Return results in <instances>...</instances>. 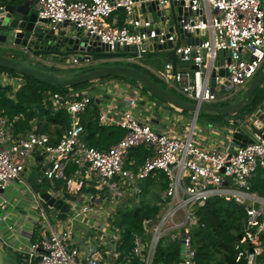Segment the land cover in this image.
<instances>
[{"label":"built area","instance_id":"2783aa9c","mask_svg":"<svg viewBox=\"0 0 264 264\" xmlns=\"http://www.w3.org/2000/svg\"><path fill=\"white\" fill-rule=\"evenodd\" d=\"M35 10L54 29L67 25L81 30L90 46L110 57L123 60L119 56L126 55L136 63L151 52L176 49V69L169 60L167 73L160 76L173 92L198 105L234 101L264 64V0H37ZM191 38L199 41L191 43ZM73 61L79 64L77 57ZM180 61L189 66L181 68ZM24 84L22 75L0 70V86L17 85L16 92ZM43 95V106L52 115L69 112V125L60 136L41 132L37 125L17 127L18 118L0 114V227L11 232L18 228L8 211V206L17 209L18 201L13 204L6 197V190L17 182L31 200L21 225L32 227L28 241L16 233L8 241L0 228L4 251L23 264H153L158 245L170 238L183 245L179 264H195L193 234L204 225L198 208L221 197L244 206L248 214L243 238L235 245L236 261L258 264L264 196L253 185L264 177V129H249L252 140L233 152L228 137L226 149H221V139L206 148L194 138L198 114L186 130L172 133L166 125L158 129L151 120H139L132 112L138 98L130 97L120 119L100 116L126 134L108 149H99L87 142L83 124L99 97L73 87L62 92L46 89ZM255 121L250 114L234 128L246 123L252 127ZM138 148L148 151L143 163L126 166ZM39 165L47 193L70 204L68 218L60 212L53 216L52 207L30 182ZM159 172L168 180L157 202L160 211L143 220V231L134 233L127 248L115 218L121 207L140 205L142 185L150 177L158 179Z\"/></svg>","mask_w":264,"mask_h":264},{"label":"water","instance_id":"95a60500","mask_svg":"<svg viewBox=\"0 0 264 264\" xmlns=\"http://www.w3.org/2000/svg\"><path fill=\"white\" fill-rule=\"evenodd\" d=\"M198 41L197 38L190 39L191 43ZM180 44L181 39L177 47ZM159 54L167 56L171 60L174 70L176 69V49L150 53V55ZM70 55L78 58L81 68L66 74L52 73L33 64L34 59L50 62L55 58L64 59ZM110 55L108 52H102L100 48L95 49L90 46L83 32L77 28H68L67 25L57 27V29L50 27L46 19L38 18L35 6L30 0H15L0 9V68L55 87H72L107 77L134 80L149 88L157 99L168 102L179 110L195 112L196 116L203 111L218 117H228L247 107H252L254 109L252 111L253 118H256L252 127L246 123L244 127L235 130L233 124L227 129L226 137H228L231 152L252 140L248 134L249 129H264V102L262 103L261 100L259 103L260 99L254 102L255 93L264 85V69L245 88L241 98L224 105H198L183 99L170 87L157 83L141 69L121 63L101 64L99 62L102 57ZM221 74H224L223 70H221ZM211 84L212 87H215V78L212 79ZM42 176L43 170L39 165L29 180L41 192L48 205L52 207V215L57 216L59 212L69 213L71 211L70 204L51 197L46 188L42 186V183L45 182L44 178L42 182L40 181ZM239 238L242 239L243 235L241 234ZM251 250L254 251L253 248ZM0 264L21 263L17 257L0 247Z\"/></svg>","mask_w":264,"mask_h":264},{"label":"trees","instance_id":"16d2710c","mask_svg":"<svg viewBox=\"0 0 264 264\" xmlns=\"http://www.w3.org/2000/svg\"><path fill=\"white\" fill-rule=\"evenodd\" d=\"M136 68L149 74L141 67ZM0 70L18 74L3 68H0ZM23 77L25 84L16 92H14L12 85L0 86V114L4 113L12 120L18 118L15 122L17 127L31 128L36 124L41 132L60 134L69 125V112L61 110L57 114L52 115L43 106V91L55 86L40 83L28 76ZM156 82L158 81L156 80ZM72 87L75 88L77 86ZM59 88L63 90L67 87ZM263 97L264 90L260 88L255 93L254 102L258 101V99L262 100ZM31 105L34 110L29 108ZM43 123L47 125L48 129L42 128L41 125ZM83 124L85 126L86 140L91 146L99 149H108L126 134V129L120 126L100 124L99 111L87 116L83 120ZM51 126H54L56 130L52 131L53 133L50 130ZM147 154V150L138 148L131 152L130 157L136 163H139L137 165L139 166ZM137 166L131 167L137 168ZM155 182V179L150 177L142 185V196L146 195L151 185L155 184ZM158 183L162 188L167 187L168 180L162 172L158 173ZM253 190L260 196H264V177L259 176L255 179ZM220 200H225L226 202L220 203ZM159 211L160 206L157 203L152 204L144 200L141 201L140 205L133 204V206L121 207L114 223L123 229L125 247L130 248L132 246L135 232L141 233L143 231V220L156 217ZM198 215L204 225L195 230L193 234V243L197 249L195 264H247L244 259L236 261L237 252L235 250V245L239 241L240 235L244 233L248 217L244 206L234 200L215 197L198 208ZM261 247L262 252L258 255V264H264V232L261 233ZM218 254L221 257L216 261L215 257ZM181 260L182 256L179 246L171 242L170 238H165L157 247L153 264H179Z\"/></svg>","mask_w":264,"mask_h":264},{"label":"rangeland","instance_id":"374dc122","mask_svg":"<svg viewBox=\"0 0 264 264\" xmlns=\"http://www.w3.org/2000/svg\"><path fill=\"white\" fill-rule=\"evenodd\" d=\"M156 18L158 19L157 16H156ZM115 57H118V56H113V57L104 56L101 58V60L99 62H101V64L121 63V64L131 65V66H135V67H141L145 71L149 72V75H151L156 80H157V78L154 76V73L152 72V70H157L160 74L161 73L166 74L167 73L166 63L170 60L167 56L160 55V54L159 55H144L142 57L136 58V60H137L136 63L128 61L127 59H125L126 57H128L126 55L119 56L120 58H124L123 60H121L119 58H115ZM73 60H74V56L70 55L69 57L62 59L61 63L55 59L51 60L50 62H45V61H41V60L36 59L33 62V64L40 69H43V70H46V71H49L52 73L66 74V73H69V72H72L74 70L81 68L80 64L76 66L75 65L76 63H74ZM188 66H189L188 63H183L180 61V67L181 68H185ZM263 69H264V64L262 66L261 71ZM113 78L114 77H107V78L89 81V82H86L84 84L77 85V87H75V89L77 91L87 90L91 94H95V92L98 93V89L94 86V82L99 81V80L103 81L105 79L111 80ZM124 81L127 83H130V84H135L137 86L142 85L139 82L134 81V80L124 79ZM159 82H160V84L167 86V84L164 81L159 80ZM12 86L14 88V86H17V85H12ZM142 87H143V89L140 90V95H142V93L146 92V93L150 94V97L153 100L157 99V97L151 93L149 88H147L144 85H142ZM67 88H69V87H67ZM67 88L62 90L59 87H51L52 90L60 91V92L66 90ZM174 91L180 97L187 100V98L182 93H180L176 90H174ZM244 91H245V88L238 91L234 95V100L241 98L244 95ZM140 95H138V96H140ZM158 101H159V104L161 103V106L159 105L158 107H154L155 110L158 109V112H157V110L155 111L156 116H158L159 118L162 115L164 117H166V119H167L166 123L168 124V128H175L177 125L178 128L181 127L184 129L186 127H183V126L189 127L192 125V121H193V119H195V115H196L195 112L179 110V109L175 108L174 106H171L168 102H165L161 99H158ZM263 101H264V97L262 99V103H263ZM260 102H261V100L259 101V103ZM262 103L260 104V106L262 105ZM138 105H141V104H138ZM215 105H218V104H215ZM219 105H221V104H219ZM29 108L34 110L32 105ZM252 111H254V109L252 107H247V108L241 110L238 114L240 117H242L244 120H246V118L248 116H250V114H252ZM173 122H175V124H173ZM232 122H233L232 124L237 125V123L234 120ZM232 124L229 122L228 117H226V119H224L222 117L220 118L216 115L207 114V113L201 111V112H199V114L196 118V121H195L194 138L199 139V140H201V139L203 140V138H204L205 141L204 140L203 141L206 142V141H209L211 137H218L219 135L216 133H213V132L219 131L220 134L223 133L221 136V139L223 140V142L226 143L227 142V140H226L227 130L225 128L227 126H229V128L232 127ZM41 126H42V128L48 129L47 125H45L44 123ZM184 130H186V129H184ZM24 188H25L24 185L19 184L18 182L15 183L14 186H10L6 190L7 199L13 204H16L15 202L18 201L17 205L20 207H22V206L28 207L29 203L31 202V200L27 201V199H30V193H28L26 190H21ZM153 196H154L153 192L152 191L149 192L148 197L152 198ZM222 202L225 203L226 201L220 200V203H222ZM8 211H10L14 215H17V210L11 206H8ZM31 211H32V214H35V211H33L32 209H31ZM4 212H5L4 210H1V213H4ZM69 215H70V213H67V215L65 217L68 218ZM22 217H23V215H22ZM22 217H19L18 220L16 219L17 220L16 223L20 224L22 221ZM63 217L64 216H62V218ZM0 228H2V230L1 229L0 230L3 232L5 238L8 241L14 240L15 234L13 232L8 231L7 230L8 228L6 226H2ZM0 243L2 244V240ZM220 257L221 256L219 254L216 255L215 260L217 261ZM18 258H19V261L21 262V264H23L22 259L20 257H18Z\"/></svg>","mask_w":264,"mask_h":264},{"label":"crops","instance_id":"0c3cea01","mask_svg":"<svg viewBox=\"0 0 264 264\" xmlns=\"http://www.w3.org/2000/svg\"><path fill=\"white\" fill-rule=\"evenodd\" d=\"M14 1L15 0H0V9L3 8L6 4H9L10 2H14ZM21 1H24V0H21ZM30 1L35 6L37 0H30ZM9 55H11V54H9ZM34 61H35V59H34ZM77 65H79V64H77ZM2 72L10 73L8 71H2ZM152 72L154 73V76L157 78V81H158L157 83L160 84L159 80H162L163 81V79L160 76L161 74L157 70H152ZM153 79L156 81L155 78H153ZM94 86L98 89V93L95 92V94H93V95H96V97H99V101H97L96 104H93L90 107L89 111L87 112L89 114L86 113L87 115H84L83 120L87 116H90L92 113H95V111H99V122H100V124H102V125H117L116 123L115 124H110L108 122H103L100 119V116L101 115H106L108 118H111V117L114 118V120L120 119L122 117L123 112L126 109V103H127L126 100L128 98H130V97H137L138 98V103L132 109V112L134 113V115L139 120H141V121L151 120L152 124L155 127H157L158 129L159 128L162 129L163 128L162 126H165V125L168 126V124L166 123L167 122L166 117H164L163 115L160 118L158 116H156L155 111L157 110V112H158V109L155 110L154 107H158L159 105L161 106V103L159 104L158 99H156V100L154 99L153 100L150 97V94H148L146 92L145 93H142V95H140V90L143 89L142 85L137 86L135 84H130V83L125 82L124 79L113 78L111 80L105 79L103 81H101V80L96 81V82H94ZM163 86H166V85H163ZM262 88L264 90V85H263ZM138 95H140V96H138ZM138 104H141L142 106L141 105H138ZM222 118L226 119V117H222ZM228 120L232 124L233 123L232 122L233 120L236 123H238L239 120L242 121L244 119L242 117H240L239 114L237 113V114H235L233 116H228ZM173 124H175V122H173ZM34 125H36V124H34ZM183 127H185V126H183ZM233 127H235V125H233ZM228 128H229V126H227L225 129L227 130ZM184 129H186V128H184ZM184 129L181 128V127L178 128V126H176L175 128H169V130L172 133H173V130L176 131V133H179V132L184 131ZM50 130H51V132L52 131H56L54 126H51ZM48 133H50V132H48ZM213 133H216L219 136L218 137H211L210 140L209 141H206V142H204L205 141L204 138H203L204 141L202 139L201 140L195 139V141L199 145L204 146L206 148L215 147V142L217 140L221 139V136H222L223 133L220 134L219 131L218 132L217 131H214ZM60 134H58L57 136H60ZM54 135H56V134H54ZM84 136L86 138V133H84ZM227 147H228V143H224V144L222 143L221 144V149H226ZM138 164L139 163H136V161L134 159H131V157L126 162V166H128L130 168H132L131 166H135V165L137 166ZM155 181H156L155 184L151 185V188L146 193V195L142 196V193H141V195H140L141 201L144 200L145 202H150L152 204L158 202V199H159L161 193L163 192V190L166 187L165 188H162L159 185V183H158V179H156ZM151 191L154 194V196L152 198L148 197L149 196V192H151ZM68 198L72 200L75 197H68ZM141 201H140V203H141ZM16 210H17V215H13L14 216V220L17 222V220L19 219V217H22V215H23L22 221H25L26 220V214L28 212L27 207H25V206L20 207L19 206ZM66 215L67 214H60L61 217L62 216L65 217ZM17 225H18V228H16V231L13 232V233L18 234L19 238L22 241H28L29 240L28 233L31 232V230H32V227L30 226V224L29 223L28 224L26 223L25 227L23 225H21V223L20 224L17 223ZM170 241L171 242H174V244L176 246H179V249L181 250V256L183 257V245H182L181 241H179V240L172 241L171 239H170Z\"/></svg>","mask_w":264,"mask_h":264},{"label":"flooded vegetation","instance_id":"af4514ba","mask_svg":"<svg viewBox=\"0 0 264 264\" xmlns=\"http://www.w3.org/2000/svg\"><path fill=\"white\" fill-rule=\"evenodd\" d=\"M63 58H55V60H58L60 63L62 61Z\"/></svg>","mask_w":264,"mask_h":264}]
</instances>
